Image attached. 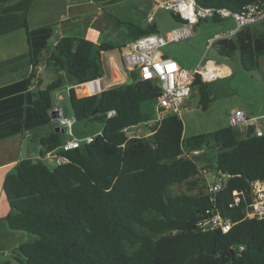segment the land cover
<instances>
[{
  "label": "trees",
  "instance_id": "obj_1",
  "mask_svg": "<svg viewBox=\"0 0 264 264\" xmlns=\"http://www.w3.org/2000/svg\"><path fill=\"white\" fill-rule=\"evenodd\" d=\"M7 1L0 0V4ZM195 1L200 7L239 14L256 0ZM170 13L179 25L184 23ZM111 18L127 29L130 42L159 34L155 25L142 28ZM126 44L96 45L84 38H61L46 59L56 78L34 93L33 106L40 119L50 121L57 89L66 83L85 84L102 78V54L120 51ZM210 48L222 61L238 56L247 72L259 69V59L264 57V21L243 27L233 38L216 41ZM32 65L27 84L37 78V63ZM132 76L130 83L75 101V121H97L102 127L90 144L64 153L69 163L49 167L41 160L26 159L5 178L8 229L29 237L15 250L17 262L264 264V219L244 215L251 184L264 180V134L239 139L235 129L226 126L183 139L181 119L167 115L153 135L127 139L122 129L138 127L153 117L159 94L155 83ZM193 89L198 91L201 109L206 110L213 100L208 83L197 76ZM84 90L82 96L93 92ZM109 111L114 114L107 118ZM62 143L61 133L43 138L42 155ZM192 151L200 153L181 156ZM200 165L214 166L227 175L214 200L208 192L196 191ZM177 185L186 190L175 193ZM233 192L242 193V202L230 207ZM207 209L230 220L231 230L225 234L201 231L198 223Z\"/></svg>",
  "mask_w": 264,
  "mask_h": 264
},
{
  "label": "crops",
  "instance_id": "obj_2",
  "mask_svg": "<svg viewBox=\"0 0 264 264\" xmlns=\"http://www.w3.org/2000/svg\"><path fill=\"white\" fill-rule=\"evenodd\" d=\"M165 1L167 0H8L5 4H0V264H19L15 250L29 240V237L23 233L8 229L6 219L10 207L4 191L5 178L15 173L17 164L22 160L39 161L40 156L45 152L41 140L56 133L54 130L57 126L52 121H42L33 106L34 93L38 89H44L56 78L55 70L46 66L47 57L63 37L84 38L96 45L128 44L130 41L127 29L117 25L111 17L142 28L155 25L158 33H161L158 22L162 19L159 13L162 11L159 5ZM150 13H153L151 23L147 20ZM173 21L176 26H179L174 19ZM196 25L192 26L193 33L196 32ZM176 26L166 28L164 32L167 33ZM222 27L217 32L233 29L235 24L233 21L231 25L225 22ZM125 48L126 46L120 50L122 54L125 53ZM161 54L167 57L163 52ZM170 59L187 71L208 66L210 63L216 75L206 82L209 89L214 80L226 79L231 73L229 64L225 61L218 62L214 58L206 59L200 65L196 63L192 68H186L177 57H170ZM102 60L104 76L98 79L102 84L98 93L119 83H128L119 71L112 51L103 53ZM33 63H37L35 68L37 78L27 84L26 81L33 71ZM127 69L132 75H137L135 70L128 67ZM81 85L83 84H65L69 109L62 106L65 96L55 91L53 96L57 99V103L52 104L53 110L61 109L65 116H73L75 101L87 96H82L85 93L84 89L93 90L91 84H87L82 89L79 88ZM194 90L197 89L192 91ZM90 95L92 94L88 96ZM235 109L240 108H232L230 113ZM246 115L254 116L248 113ZM227 117L221 128L228 126ZM254 117L257 118L259 128L264 134V114ZM235 131L239 139L247 135V130L235 129ZM140 132L144 134L146 129L142 128ZM73 133L75 136H92L86 132L79 134L74 129ZM61 134L63 142L68 140L67 135ZM44 163L47 164V162ZM50 166L52 167L51 164Z\"/></svg>",
  "mask_w": 264,
  "mask_h": 264
},
{
  "label": "built area",
  "instance_id": "obj_3",
  "mask_svg": "<svg viewBox=\"0 0 264 264\" xmlns=\"http://www.w3.org/2000/svg\"><path fill=\"white\" fill-rule=\"evenodd\" d=\"M160 9L169 10L177 15L184 23L178 28L161 34H148L142 36L126 45L123 54V61L129 69L137 72L139 79L155 83L159 88V94L153 103L154 116L142 123V127H125L122 129L125 137H149L159 128L161 122L167 115L180 117L183 113L185 101L190 97L192 84L199 76L202 82L209 81L215 75H209L208 66L198 67L192 71L181 68L178 63L170 58L164 57L160 49L172 42H179L192 35L191 27L202 20H227L231 19L235 27L217 32L208 39L207 48L219 40L231 39L241 28L257 24L264 21V0H256L245 6L242 13H233L225 8L210 7L204 8L196 4L195 0H167L159 5ZM152 22L150 14L147 18ZM92 95L97 94L102 84L99 80L91 81ZM114 111H109L106 117L109 118ZM74 118H69L63 114L61 109L56 110L53 117H50L57 127L63 129V133L69 138L55 150L48 151L40 156V160L50 163L52 166H61L69 163V159L64 153L78 149L82 144H90L94 136H84L77 138L73 133ZM228 126L240 131L247 130L252 126L253 134L263 136L259 128L257 118L248 116L244 111L235 109L227 117ZM146 129L143 134L140 129ZM199 151L183 153L182 157H193ZM199 173L205 177L212 178L208 185V194L214 200L227 180V175L216 171L214 166H199ZM233 203L230 207L238 206L242 202V193L233 192ZM250 201L245 205L244 215L247 219H264V180L251 184ZM201 231H220L225 234L233 227V223L224 218L220 213L207 209L204 218L198 223Z\"/></svg>",
  "mask_w": 264,
  "mask_h": 264
},
{
  "label": "rangeland",
  "instance_id": "obj_4",
  "mask_svg": "<svg viewBox=\"0 0 264 264\" xmlns=\"http://www.w3.org/2000/svg\"><path fill=\"white\" fill-rule=\"evenodd\" d=\"M161 11L162 12L159 13L162 19L158 22V24H160L159 31L161 32L159 34L164 35V30L166 28H173L176 25L171 18V11L164 9H161ZM150 14H152L153 17V13ZM225 22L229 25L232 24L231 19L223 22L202 20L195 26L196 32L193 33L191 27L192 35L190 37L179 42L168 43L165 45V48H161L160 51L169 58L177 57L183 62L186 68H192L196 63L200 65L204 60L209 58H214L216 61L221 62L222 59L218 58L211 48H207V43L208 37H212L214 31L217 32V30L223 28L222 24ZM178 27H180V25H177L175 28ZM112 55L115 57L118 69L122 72L126 82H132V74L128 71L123 61L122 52L115 50L112 51ZM225 62L231 67L230 76L226 79L214 80V82H212L210 89L213 100L209 103L208 108L206 110L201 109L197 90L191 92L187 104L183 106V113L179 117L183 123V139L211 133L221 128L224 126L225 118L230 113V110L235 107L242 109L245 114L248 113L257 117L264 114V57L259 59V69L251 72H247L241 67L238 56L231 60L226 59ZM215 68L219 69L218 66H215ZM48 79H50V77H48ZM44 80L46 81L47 79ZM65 91V85L56 90V92H60L65 96V102H63L64 104H62V106L69 109L70 104ZM56 94L57 93H55V95ZM56 103L57 99L53 96L52 104L55 105ZM67 117L73 118L71 115ZM73 125L75 132L79 134L86 132L92 136L98 134L102 127V124L97 121L74 120ZM236 135H238L237 132ZM76 137L82 138L84 136L76 135ZM47 165L51 167L49 163H47ZM198 178L196 191L202 189L207 193L208 185L212 178L209 179V177H205L201 174ZM173 190L175 193H179L184 192L186 189L184 185H177L173 187Z\"/></svg>",
  "mask_w": 264,
  "mask_h": 264
},
{
  "label": "water",
  "instance_id": "obj_5",
  "mask_svg": "<svg viewBox=\"0 0 264 264\" xmlns=\"http://www.w3.org/2000/svg\"><path fill=\"white\" fill-rule=\"evenodd\" d=\"M55 110H52L51 112H50V116L51 117H53L54 116V114H55ZM56 133H63V129L62 128H60V127H56L55 128V130H54ZM251 134H252V126H248L247 127V135H246V137L247 138H249L250 136H251Z\"/></svg>",
  "mask_w": 264,
  "mask_h": 264
},
{
  "label": "bare ground",
  "instance_id": "obj_6",
  "mask_svg": "<svg viewBox=\"0 0 264 264\" xmlns=\"http://www.w3.org/2000/svg\"><path fill=\"white\" fill-rule=\"evenodd\" d=\"M208 71H209V75H216V71H213L212 69H211V64L210 63H208ZM87 84H83V85H81V86H79V88H84L85 86H86ZM78 88V87H77Z\"/></svg>",
  "mask_w": 264,
  "mask_h": 264
}]
</instances>
